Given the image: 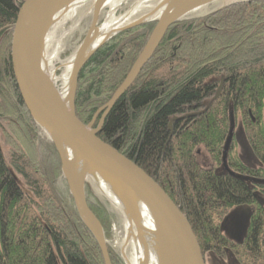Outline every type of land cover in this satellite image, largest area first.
Segmentation results:
<instances>
[{"label":"trees","instance_id":"obj_1","mask_svg":"<svg viewBox=\"0 0 264 264\" xmlns=\"http://www.w3.org/2000/svg\"><path fill=\"white\" fill-rule=\"evenodd\" d=\"M21 3L0 0V100L7 101L6 110L15 120L13 129L24 139L23 145L11 151L8 163L0 149V264H103L94 238L79 219L55 147L28 116L18 95L10 42ZM154 24L111 37L82 67L74 103L76 117L83 124L92 121L112 98ZM164 35L109 111L98 138L159 184L187 217L203 252L219 235L210 227L223 211L252 205L254 199L247 183L237 176L201 168L196 150L201 147L218 167L224 137L233 134L238 115L239 127L262 170L252 171L238 161L229 166L242 175L264 178V0L235 3L183 19ZM194 112L201 115L181 118L184 124L172 121ZM36 140L42 152L35 160L29 152ZM86 202L106 238L115 215L95 198L86 197ZM260 217L262 212L257 211L253 225L261 222ZM67 221L69 228L64 226Z\"/></svg>","mask_w":264,"mask_h":264},{"label":"water","instance_id":"obj_2","mask_svg":"<svg viewBox=\"0 0 264 264\" xmlns=\"http://www.w3.org/2000/svg\"><path fill=\"white\" fill-rule=\"evenodd\" d=\"M76 1L78 0H22L18 7L11 31L10 64L18 95H20L28 116L55 147L60 160L61 174L68 186L79 219L94 238L103 264H111L104 231L98 219L88 208L84 184L79 183L67 164L68 154L80 159L90 171L103 178L108 185L111 184L119 190L115 191L116 196L123 202L125 213L130 220L135 223L137 221L133 203H141L148 209L154 220L160 264H205L196 236L193 234L187 217L182 214L179 207L148 174L112 146L99 139L98 134L109 111L133 84L171 25L194 13H200L213 4L221 5L217 8L219 10L235 3H252L262 0H167L156 19H144L161 7L162 0L158 1L149 14L139 17L111 36L114 37L126 30L155 22L146 44L121 85L112 98L96 112L92 121L86 125L75 114L74 102L78 75L96 50L111 39L109 37L103 40L95 49L90 50L91 41L99 27L98 16L107 0H95L90 6L91 23L71 60L69 93L66 99L61 97L53 79L42 66L45 38L54 25V15L57 14L59 17L65 15L67 7ZM222 83L219 84L215 98L220 93ZM98 114H100V120L94 127L93 122ZM231 135L230 133L227 138L221 158L223 165H225Z\"/></svg>","mask_w":264,"mask_h":264},{"label":"rangeland","instance_id":"obj_3","mask_svg":"<svg viewBox=\"0 0 264 264\" xmlns=\"http://www.w3.org/2000/svg\"><path fill=\"white\" fill-rule=\"evenodd\" d=\"M135 0L128 1L121 9H119L116 13L117 16L123 15L127 12ZM158 0H149L145 1L141 4L139 12H137L133 16V20L139 19V17H143L145 14L150 12L152 7L157 5ZM221 5H212L211 8L206 7L204 11L201 13L195 14L196 17L199 15H206L207 13L219 8ZM108 8H103L99 17V26L103 24L108 14ZM91 14L92 10L90 5L86 7H82L78 10H74V13L68 12L65 15L60 17V20L53 25L48 33V46L47 50H45L46 54L51 58L49 71L53 72L55 78H60L64 75L67 70L65 69L66 64L69 62L68 60L72 59L77 47L81 44L82 40L87 33L88 27L91 23ZM195 16H188L185 19H191ZM132 19V18H130ZM1 42V41H0ZM1 44V43H0ZM1 53V52H0ZM0 54V62L2 61ZM71 70V69H70ZM70 73V71H69ZM56 88L61 91L62 84L60 81L53 80ZM264 104V103H263ZM8 105L5 99L0 100V115H2V119H0V149L5 157L6 162H9L10 153L11 151H16L18 147L22 144L24 139L20 137V134L15 132L13 129V122L15 121L12 116H10L11 112L6 110V106ZM8 107V106H7ZM94 117V116H93ZM100 120V114H98L94 120V127L98 125L97 122ZM236 126L233 132V136L231 135V142L228 146V151L226 152V159L229 162H241L244 156H246V152L251 154V151L246 143L244 129L239 127L240 125V116H236ZM12 121V122H11ZM240 121V122H239ZM90 123V122H89ZM263 129H264V112H263V121H262ZM15 124V123H14ZM228 134V133H227ZM229 135L224 137L223 144L221 145V152H220V159H219V166L217 167L215 164H212L211 157L207 156L209 163L214 168H220L221 165V158L223 156L224 147L226 145V141ZM40 140L44 139L43 137L39 138ZM47 139V138H46ZM39 140V141H40ZM45 140V139H44ZM43 141V140H42ZM47 141H49L47 139ZM46 142V141H45ZM50 142V141H49ZM23 145V144H22ZM33 147L30 149V158L37 159L40 157V152H42L40 148V143L36 140L33 143ZM40 148V149H39ZM199 149L205 152L201 147ZM203 161V160H202ZM202 161H199V164H202ZM245 161V160H244ZM244 165V163H242ZM61 170V165H60ZM69 190V189H68ZM84 192H85V199L87 198H95L98 200L107 210L108 213L114 214L115 219L109 222V226L106 229L107 237L104 238L106 240L107 249L109 251L110 257L112 260H120L121 264H127L125 260L134 259L135 255L132 251V248L126 247L125 248V257L122 253L124 237H125V225L124 219L121 217L122 215L118 210H115L112 205L106 200L100 192L96 189V187L91 182H86L84 184ZM74 202V201H73ZM106 202L107 206L106 207ZM66 228L70 227V221H67L64 225ZM85 226V225H84ZM88 230V229H87ZM208 256V255H207ZM116 263V261H114Z\"/></svg>","mask_w":264,"mask_h":264},{"label":"bare ground","instance_id":"obj_4","mask_svg":"<svg viewBox=\"0 0 264 264\" xmlns=\"http://www.w3.org/2000/svg\"><path fill=\"white\" fill-rule=\"evenodd\" d=\"M95 0H78L71 4L68 9L66 10L65 14L68 12L74 13V10H78L82 7L86 6H92ZM128 1L130 0H107L104 8H108V14L106 16L105 21L101 26L98 27L94 39L91 41V49H95L98 44H100L103 40L111 37L116 32H118L120 29L125 27L126 25L134 22L133 16L139 12L140 6L143 2L149 1V0H135L128 12L124 15L117 16L116 13L119 9H121ZM161 1V0H158ZM167 0H162L161 7L155 12L148 16H146L144 19L151 20L156 19L158 15L162 12ZM156 6V5H155ZM155 7H152L150 11H152ZM102 12V11H101ZM150 12L148 11L147 14ZM192 16H195V13L192 14ZM132 18V19H130ZM60 20L59 15H54V24L57 23ZM48 34L45 38V50H47L48 46ZM44 50L43 53V59H42V66L48 72V74L51 76V78L55 81H60L62 84V90L59 92L61 93V97L66 99L68 89H69V71L71 69L72 65V59L68 60L69 62L66 64L65 69L67 72L62 75L60 78H55L53 75V72L49 71L50 61L51 58L46 54ZM67 164L70 166L71 171L74 174V177L79 181V183L85 184L86 182H91L96 189L100 192V194L109 201V203L112 205L115 210H118L120 214L122 215L124 219V225H125V239L123 243L122 253L124 258L125 257V248L129 247L132 248V251L135 255L134 259L131 258L127 260V264H160L159 263V255L157 251V242H156V234H155V227L154 220L152 216L150 215V212L148 209L142 205L141 203H133L135 208V213L137 216V225L134 221L130 220V218L126 215L124 210V204L119 199V197L116 196L115 191H119L116 187L113 185H108L106 181H104L103 178L100 176H97V174L90 171L86 166H84L83 162L80 159L73 158L71 154H68L67 156Z\"/></svg>","mask_w":264,"mask_h":264},{"label":"flooded vegetation","instance_id":"obj_5","mask_svg":"<svg viewBox=\"0 0 264 264\" xmlns=\"http://www.w3.org/2000/svg\"><path fill=\"white\" fill-rule=\"evenodd\" d=\"M199 115L194 112L187 114V116L174 118L173 121L182 120L181 118L187 120ZM184 120H182L183 124L186 122ZM246 154L241 159L242 163L248 169L259 173V170H262L261 164L255 160L252 152L250 155L248 152ZM195 156L198 164L199 161L203 160L202 164H199L201 168L211 170L213 174H225L232 178L237 176L234 178L247 183L248 189L252 191V199H254V204L252 205L245 204L231 207L228 210L225 209L223 216L213 223V228L210 227V229L213 230V233H218L219 235L214 237L210 247L202 252L204 263L264 264V178L235 172L229 166L230 161H227V157L225 158V165L222 164L221 160V165L218 169L210 165L206 151L196 150ZM257 211L262 212L261 222L258 225H253L252 219L257 215ZM255 230L256 235L254 234Z\"/></svg>","mask_w":264,"mask_h":264}]
</instances>
